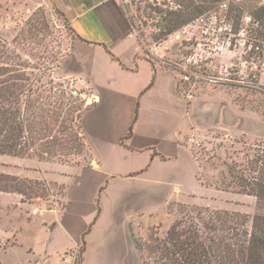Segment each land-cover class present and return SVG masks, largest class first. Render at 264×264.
Instances as JSON below:
<instances>
[{
  "label": "crops",
  "instance_id": "obj_1",
  "mask_svg": "<svg viewBox=\"0 0 264 264\" xmlns=\"http://www.w3.org/2000/svg\"><path fill=\"white\" fill-rule=\"evenodd\" d=\"M48 1L76 36L64 70L96 98L81 116L89 160L63 163L4 154L0 171L53 177L65 191L63 204L55 207L42 198L21 201L12 192L0 191V199L23 203L33 217H41L45 236L34 263L70 262L69 252L85 239L83 264H144L135 239L155 227V207L169 218L168 205L190 203L194 195L202 196L196 185L207 187L192 148L191 104L179 91L176 72L154 68L145 57L123 0Z\"/></svg>",
  "mask_w": 264,
  "mask_h": 264
},
{
  "label": "rangeland",
  "instance_id": "obj_2",
  "mask_svg": "<svg viewBox=\"0 0 264 264\" xmlns=\"http://www.w3.org/2000/svg\"><path fill=\"white\" fill-rule=\"evenodd\" d=\"M261 2L223 0L227 7L217 4L161 37L165 22L155 8L174 7L171 0H123L145 57L154 68L161 65L176 72L179 91L191 104L195 129L192 148L202 166L200 178L207 186H195L202 196L194 195L189 207L168 205L169 218L162 208L155 207V227L138 237L144 264H155L147 252L149 245L166 235L175 218L181 219L195 206L242 213L249 226L256 214H264V202L257 197L221 192L214 186L220 172L228 171V164L242 162L245 154L264 142V116L253 107L261 98L258 91L264 89V36L251 22L249 7L254 9ZM233 4L244 6L241 18L231 9ZM0 38L9 48V61L22 64L30 76L32 97H39L40 104L46 96L53 102L64 100L61 120L69 117L66 124H72L83 136L80 117L87 108L90 90L63 67L76 38L68 19L48 0H0ZM89 155L85 147L81 155L70 156L69 163L86 162ZM3 166L0 162V170ZM41 180L45 183L40 185L43 197L29 199L15 194L21 201L42 198L47 207L63 204L65 184L53 177ZM23 206L0 199V264H37L33 256L41 252L45 230L41 217H33L29 207ZM69 253L72 260L60 264H83L80 248Z\"/></svg>",
  "mask_w": 264,
  "mask_h": 264
},
{
  "label": "trees",
  "instance_id": "obj_3",
  "mask_svg": "<svg viewBox=\"0 0 264 264\" xmlns=\"http://www.w3.org/2000/svg\"><path fill=\"white\" fill-rule=\"evenodd\" d=\"M171 1L174 7L156 5L155 8L165 22L161 37L222 4L223 0ZM249 7L251 22L264 36V4L254 9ZM231 9L240 18L245 12L242 4H233ZM9 59V48L0 38V155L69 163L70 156L84 152V134L79 136L76 127L66 124L69 117L61 120L64 100L53 102L51 96H46L40 104L39 97L34 99L30 76L21 68L22 64H12ZM153 83L154 77L148 87ZM258 94L261 98L253 107L264 116V89ZM131 133L132 128L127 137ZM245 155L242 162L228 164V171L220 172L219 183L215 182L214 186L252 195L264 202V142ZM42 184L45 185L42 180L0 172L1 192L18 193L29 199L43 197ZM173 204L190 206L181 202ZM135 240L143 254L142 242ZM85 246L83 239L81 260ZM148 248L155 264H264V214H256L249 226L247 216L242 213L195 206L181 219L175 218L166 235L156 238Z\"/></svg>",
  "mask_w": 264,
  "mask_h": 264
},
{
  "label": "built area",
  "instance_id": "obj_4",
  "mask_svg": "<svg viewBox=\"0 0 264 264\" xmlns=\"http://www.w3.org/2000/svg\"><path fill=\"white\" fill-rule=\"evenodd\" d=\"M262 4H264V0H262V2H261ZM221 6H225V7H227V4L226 3H222L221 4ZM251 19V18H250ZM187 77V76H186ZM77 92H78V90L76 89L75 91H74V94H77ZM95 101H96V98L92 95V96H88L87 98H86V106H91V105H93L94 103H95Z\"/></svg>",
  "mask_w": 264,
  "mask_h": 264
}]
</instances>
